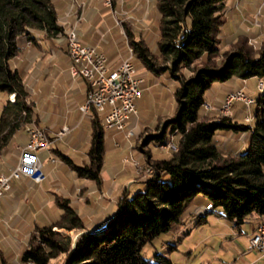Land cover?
<instances>
[{"label": "trees", "instance_id": "1", "mask_svg": "<svg viewBox=\"0 0 264 264\" xmlns=\"http://www.w3.org/2000/svg\"><path fill=\"white\" fill-rule=\"evenodd\" d=\"M52 2L0 0V90L13 94L0 108V151L23 123L38 122L37 112L25 100L27 90L20 68L11 64L10 58L22 42L64 34ZM224 4L225 0H155L157 37L152 50L143 38H134L125 25L133 63L153 71L167 69L175 76L173 111L150 135L157 142L171 137L176 148L165 157L155 158L153 172L141 186L131 193L116 194L103 224L80 232L72 244L52 226L80 228L86 223L68 196L52 193L58 214L50 221L35 223L28 231L17 254L19 262L47 264L62 253L57 264H182L160 252H154L150 260L140 253V247L157 233L173 230L188 209L192 212L190 206H204L205 211H193L196 222L205 213L216 212L235 227L250 214H264V86L255 94L249 123L224 115L203 117L200 110L205 90L213 82L264 77V41L252 49L245 35L238 34L234 47L220 48L218 31ZM157 57L168 59L169 64L157 65ZM198 58L201 62L190 74L175 75L176 70L189 67ZM89 120V141L82 162L58 148L53 150L76 176L98 183L103 127L101 116L93 113ZM226 131H246L244 145L233 152L232 142L223 148L217 134ZM0 261L11 264L1 255Z\"/></svg>", "mask_w": 264, "mask_h": 264}, {"label": "rangeland", "instance_id": "2", "mask_svg": "<svg viewBox=\"0 0 264 264\" xmlns=\"http://www.w3.org/2000/svg\"><path fill=\"white\" fill-rule=\"evenodd\" d=\"M88 2L89 0H53L52 2L57 11V21L62 25L64 34L49 38L50 40L56 38L55 40L65 51L68 63L63 62V64H68L66 67L67 74L71 78L79 77L77 79L79 87L75 88L74 85L71 89L74 90L73 97L79 99L82 95L81 91L84 90L85 84L87 85V80L80 73L71 72L72 62L67 54L66 32L70 28L76 30V24L84 15ZM248 2L255 6L252 12L248 13V11L239 9L238 20L234 17V14H228L225 19L223 18L218 31L221 49L227 50L234 47L238 42V34L245 35V41L252 49L258 48L264 41V31L262 30L264 29L262 19L264 17V0H248ZM237 5V1L234 0L233 6L237 7ZM92 8L95 13L91 21L94 23L100 21L93 26L92 30H87L84 36L90 41L96 40L99 45L82 43L77 33H75L80 43L93 46L103 54L105 53L104 56L106 55L108 58V60L106 58V62L110 67L116 65L121 58L127 55V47L131 50L132 61L133 53L124 33L125 25L130 27L134 38L141 37L151 50L155 48L158 18L155 0H96L92 4ZM89 20L83 19V25H89ZM238 24L239 29L237 28ZM256 27H258V32H254ZM42 38L37 37L34 42L20 43L18 50L10 58V63L18 65L20 68L22 81L27 90L25 100L31 103L37 112L38 122L23 123L21 130L18 131L19 136L12 138L9 141L10 143L3 148L0 163L3 168L5 163H8L9 155H13L14 149L17 150V153L14 158H11L12 164L10 163L7 172L1 173L8 174L15 166L20 147L27 140L25 129L27 125L38 126L50 140L46 148L35 152L40 162L42 173L40 179L36 180L25 174H19L9 180L10 186L11 180L20 176H25L30 182H39L43 179V187H45V189L39 188V191H37L38 194L43 195L41 210L32 213L33 209H26L20 205L15 210L14 215L8 218L7 224L0 223V255L6 260L8 259L11 264H32L31 262H19L17 254L25 245L27 233L35 223L41 224L57 216L59 208L53 203L52 193L58 194V196H68L69 202L74 205L77 214L86 223L80 228L52 226L61 236L67 235L69 244H72L80 232L103 224V220L108 217L109 211L116 201V194L131 193L134 189L140 187L141 181L153 172L154 159L165 157L176 148L171 137L166 141L157 142L150 135L157 132L161 121L169 117L173 111L172 89L176 82L174 74L170 75L167 69L153 71L141 65L136 66L132 61L135 73L141 77L138 85L139 95L134 100L136 113L127 118L128 120L132 117L133 123L127 126L126 120L123 128L119 129L104 127L101 120L103 151L102 164L99 170L100 181L95 183L89 178L76 176L68 168L69 166L62 162L57 152L48 149V146L52 144L62 153L78 162H82L89 141V117L95 112H85L90 116L86 115L84 118L77 119L73 129H69V132L66 133L68 126L75 121L76 117L73 116L71 121L66 120L67 110L54 101L57 97L54 94H57L56 91H61L62 88L60 86L61 81L58 80L59 82L54 81L55 83H53L51 80L53 79V73H56L60 67L55 64H45L39 60L38 56L45 55L46 50L49 51V49L43 50L40 48L42 50L40 53V44L46 42ZM40 40L42 41L39 42ZM26 47H28L27 50L24 49ZM200 62L201 58H198L189 67H181L174 73L175 75L187 76L191 73V68L199 65ZM156 64L168 65L169 60L157 57ZM69 76L66 77V82L68 81L72 85L74 80ZM234 78L232 77L223 82H213L206 88L205 97L200 105L203 117L224 115L229 118L235 117L244 123L252 121L255 94L263 88L264 77L248 76L242 82V85L227 88L235 83ZM257 79L262 82V86L259 88L257 87ZM43 84L49 89L41 90ZM237 89L250 96L253 99L252 102L245 104L240 98H233L229 103L228 110L223 111L222 103L225 96ZM6 98L12 99L13 94H6L5 91L0 90V108ZM245 115H247V119H244ZM43 125L56 130L49 131ZM128 130L130 134L126 135ZM59 131L60 133H58ZM23 132L26 134L25 141L13 147L12 144L16 141L24 139L25 134ZM63 133L66 134L63 135ZM217 136L222 140L223 148L232 142L230 149L233 152L244 145L246 131H226L218 133ZM6 156L9 158L6 159ZM41 160L46 163V174L42 169ZM8 188L1 193L0 197ZM46 199H50V203L44 202ZM0 200H2L0 215H5L7 202L4 198ZM190 208L192 212L188 209L182 217L181 223L176 225L173 230L161 231L149 241L143 243L140 247V253L152 260V254L160 252L167 255L172 262L182 264H244L256 252L255 249L247 247L250 236H247V234L250 232L253 218L257 217L255 214H250L245 221L240 223L239 227H235L227 218L216 212L205 213L204 218L196 222L197 216L193 214V211L195 212L198 209L205 211L204 206L203 204H194ZM21 214L24 216H20ZM242 249H247L248 252ZM62 257V253H58L50 258L47 264H57L62 260Z\"/></svg>", "mask_w": 264, "mask_h": 264}, {"label": "built area", "instance_id": "3", "mask_svg": "<svg viewBox=\"0 0 264 264\" xmlns=\"http://www.w3.org/2000/svg\"><path fill=\"white\" fill-rule=\"evenodd\" d=\"M68 34L67 54L72 62L71 72L80 73L87 80L86 93H90V102H83L80 109L83 113L95 112L101 116L104 127L123 128L127 118L136 113L135 98L139 95V82L141 77L135 73L131 61V50L128 48L126 56L110 67L106 57L93 46L84 45L78 40L75 31ZM262 82L257 79V87ZM233 98H240L248 103L250 96L237 89L225 96L222 109L227 111ZM244 119H247L246 115ZM129 130L126 135H129ZM27 140L20 147L17 162L8 174L0 173V195L8 188L9 180L19 174L30 178L40 179V162L35 153L46 148L49 140L44 131L36 125L26 126ZM248 248H253L258 256L264 259V214L254 224L248 238Z\"/></svg>", "mask_w": 264, "mask_h": 264}, {"label": "crops", "instance_id": "4", "mask_svg": "<svg viewBox=\"0 0 264 264\" xmlns=\"http://www.w3.org/2000/svg\"><path fill=\"white\" fill-rule=\"evenodd\" d=\"M95 1L96 0H89L88 5H87V7H86V9L84 11V15L82 16L81 19H79V21L76 24V33H77V36H78V38L80 39V41L82 43L95 44L97 46V45H99V42L97 43L96 40L90 41L84 36V34L87 32V30H92L93 26L96 25L100 21L99 20L96 23L91 21V18L94 16L93 14L95 13L94 9L92 8V4H94ZM236 1H237L238 5H237V7H234L233 6L234 0H225V6L223 7V10H222V15H223L224 19H225V17L228 14H230V15L234 14V17L238 20V16H239L238 15V11H239V9H241L242 11H248V13L252 12L255 9L254 8L255 6L251 2L249 3L248 0H236ZM89 17H90V20H89ZM85 18L89 20V22H88V23H90L89 25L88 24L83 25L82 21ZM262 19H263V22H264V17ZM237 28L239 29V24H238ZM262 30L264 31V29H262ZM254 32H258V27H256L254 29ZM42 39H43V41L45 40L46 42L44 44L43 43L40 44V47H39L40 53L42 52L41 49H43V50L44 49L45 50L49 49V51L46 50L47 52L45 53V55L40 56L41 58L38 56L39 60L41 62L45 63V64L49 63L51 65H54V64L58 65V67L61 68V69L59 68V70L56 71V73L52 72L53 73V79L51 81L53 83H55L58 80L61 81L60 86L62 88L61 91H56L57 94H54V95L57 96L54 101L58 105L64 106L65 107L64 109L67 110V112H66V114H67L66 120H70L71 121L73 116H74V118L76 117L75 121L71 125L68 126V131L66 132V133H68L69 129H73V125L76 124L77 119H81V118H84L86 115H89L88 113L87 114L82 113L81 110H80V104L83 101L84 96H85V99H84V102H85L87 94L85 93V87H84V90L81 91L82 95L80 96V99L73 97L74 90H71V89L73 88L74 85H75L74 86L75 88L79 87V83L77 82V79L79 77L71 78L69 76V74H67L68 72L66 70V67L68 65L67 64L68 60H67V57L65 55V51L63 50V48H61V46L57 42V40H55L56 38H52V40H50V38L43 37ZM41 41L42 40H40L39 42H41ZM27 48L28 47H26L24 49L27 50ZM99 49H101V48H99ZM106 58H107V56H106ZM107 60H108V58H107ZM63 62H67L66 65H64ZM110 64H112V63H110ZM68 76L71 79L74 80L72 85H70L68 81L66 82V77H68ZM235 78L233 79L235 83H233V85H229L227 88L236 87V86L242 85V82L245 81V78L243 80H242V78H238V77H235ZM44 84L41 87V90H45L46 88H48ZM57 84H59V83H57ZM132 123H133L132 117H130L127 120V124L126 125L128 126V125H130ZM62 125H66V124H62ZM43 127H45L49 131L56 130V129H50L47 125H43ZM107 129L109 130L110 128H107ZM19 130H21V129H17L16 131L13 132V134L10 137V140L12 138L16 137V136H19V134H18ZM58 133H60V131ZM65 134L63 133V135H65ZM25 139H26V134L24 136V139H21L20 141H16L14 144H12L13 147H16L17 145L22 144L25 141ZM9 141H8V144L10 143ZM53 148H57V147H53L52 144H50L48 146V149H50V150H53ZM16 153H17V150L14 149L13 155H9L10 158L8 156L5 157L6 159H7V157L9 158L8 159V163H5L4 168L0 164V173L1 172H7V168L12 164L11 163V158H14ZM47 153H48V151H47ZM2 154H3V151L1 150L0 151V163L2 161V156H3ZM45 164L46 163H44V161H42V169H43V171L46 174L47 166ZM39 188H44L45 189V187H43V179L41 181H39V182H30V180L25 178V176H20L19 178L11 180L8 190L5 191L2 194V196L0 197V199L1 198L2 199L3 198L6 199V202H7L6 203L7 210L5 211V215H0V223L3 222L5 224H7L8 218L11 217L12 215H14L15 210L20 205L22 207H25L26 209H30V210L33 209L32 213L33 212L37 213L38 210H41L42 202H43V200H42L43 195L42 194H38L37 191H39L38 190ZM45 201L50 203V199H46V200H44V202ZM0 205H2V200H0ZM27 212H28V210H27ZM20 216H24V215L21 214ZM257 220H258V217H256V218L254 217L253 218V222L251 224L250 232L252 231L253 226H254V224L256 223ZM250 232L247 234V236L250 235ZM242 250L245 251V252L247 251V249H242ZM248 250H250V249H248ZM245 252H243V253H245ZM244 264H264V260L261 257L258 256L257 252H255V253H253L252 257Z\"/></svg>", "mask_w": 264, "mask_h": 264}, {"label": "bare ground", "instance_id": "5", "mask_svg": "<svg viewBox=\"0 0 264 264\" xmlns=\"http://www.w3.org/2000/svg\"><path fill=\"white\" fill-rule=\"evenodd\" d=\"M74 31L76 32V30H74V28H70V29L67 30V32H74ZM66 40H67V42H68V34H66ZM86 94H87V97H86L85 102H90V93H86ZM252 100H253V99H249V100H248V103L252 102ZM223 111H225V110H223ZM246 117H247V115H246ZM249 120H250V119H249ZM129 134H130V132H129ZM49 141H50V140H46V147H47Z\"/></svg>", "mask_w": 264, "mask_h": 264}]
</instances>
